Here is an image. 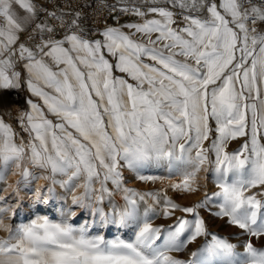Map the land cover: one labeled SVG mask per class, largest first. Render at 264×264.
I'll list each match as a JSON object with an SVG mask.
<instances>
[{
    "label": "snow or ice",
    "instance_id": "6c2138e0",
    "mask_svg": "<svg viewBox=\"0 0 264 264\" xmlns=\"http://www.w3.org/2000/svg\"><path fill=\"white\" fill-rule=\"evenodd\" d=\"M101 4L115 24L87 26L91 5L0 0V264H264V0ZM22 89L26 137L4 118L5 92ZM156 165L166 173H144ZM125 170L160 187L137 190ZM202 172L219 191L191 206L169 195L206 187ZM40 180L33 206L70 204L13 223ZM74 208L89 217L79 226ZM109 226L130 238L107 239Z\"/></svg>",
    "mask_w": 264,
    "mask_h": 264
},
{
    "label": "rangeland",
    "instance_id": "374dc122",
    "mask_svg": "<svg viewBox=\"0 0 264 264\" xmlns=\"http://www.w3.org/2000/svg\"><path fill=\"white\" fill-rule=\"evenodd\" d=\"M127 18H121V22L126 20ZM108 24H115L114 20H111L107 22ZM104 26V25H103ZM102 26V27H103ZM259 27L264 28V26L259 25ZM17 94L19 96V104L22 107H25L24 101L25 98L28 96V93L26 90H10L5 92V99L9 102V107L11 108V111L13 113L14 110V103H13V95ZM8 121V117H4ZM21 136L26 137V133L20 132ZM239 141L233 142L231 145V148H236L238 146ZM167 171L166 165H156V166H150L146 169H144L145 174H153V175H162L165 174ZM125 176L129 179V186L136 188L140 191H148L157 189L160 187V184L157 183L156 185H152L147 182H141L134 180L132 177L134 176L133 173L128 172L125 170ZM17 179V178H16ZM16 179L10 178V182H14ZM200 183L205 185L206 187H202L200 191L194 193V194H187V195H176L175 193L169 192V195L173 196L174 199L180 203L182 206H191L192 204L200 201L203 199L205 192H208L209 194L219 191V188L216 186L214 177L211 173H200ZM47 184L44 183V185ZM38 186L37 182H34L30 187L23 189L20 192V206L18 209V216L13 223L16 222H28L30 219L35 218L36 216H47L50 219L57 220L60 218V209L67 208L68 204H70V199L67 203H64L63 201H60L58 199H52L49 201L48 204H39L33 206V197L32 192L33 190ZM4 186L0 185V189H2ZM57 195H62L64 193V190L59 186H55ZM3 194V193H0ZM119 199V197H117ZM15 203V200L13 201ZM76 211L77 215L74 217L70 222L73 223L76 226H79L82 224L85 220L89 219L88 215L84 212V210L81 209H73ZM215 210V209H214ZM201 214L205 217V219L208 221L210 229L219 235L220 237L229 240L232 243H238V238L235 235L238 232V229L230 226L226 219L216 218L214 216H211L207 209L202 210ZM177 215H181V213L177 212ZM170 222V221H168ZM156 223H165V221L161 218L156 221ZM95 231V230H94ZM103 234L107 239H115L116 237H121L124 239H128L131 236V230L130 229H118L115 226H109L108 228L103 230ZM4 233H0V237L4 236ZM203 238H201L202 242ZM256 246H259V243H257ZM190 250L194 251L196 250L195 245L189 246ZM238 252L243 254V248L238 247ZM179 258L181 259H189L190 255L188 252H185L183 254H178Z\"/></svg>",
    "mask_w": 264,
    "mask_h": 264
},
{
    "label": "built area",
    "instance_id": "2783aa9c",
    "mask_svg": "<svg viewBox=\"0 0 264 264\" xmlns=\"http://www.w3.org/2000/svg\"><path fill=\"white\" fill-rule=\"evenodd\" d=\"M48 4L49 10H53L51 3H56L60 7H64L66 3L71 2L73 8H77L81 5H91L90 7H85L83 11L87 14V26L91 27L93 26V21L96 22V26L101 27L106 22H109L113 20L112 15H109V11L107 8L101 4V0H51V2H48V0H44ZM104 3L111 5L115 3V0H104ZM121 18H127V17H121ZM27 34H25L26 36ZM25 37L22 36L21 39L23 40ZM19 96L17 94L13 95V102L19 101Z\"/></svg>",
    "mask_w": 264,
    "mask_h": 264
},
{
    "label": "bare ground",
    "instance_id": "6f19581e",
    "mask_svg": "<svg viewBox=\"0 0 264 264\" xmlns=\"http://www.w3.org/2000/svg\"><path fill=\"white\" fill-rule=\"evenodd\" d=\"M262 26H264V24H262ZM18 102L19 101L13 102L14 103V110H13L12 116L11 117L7 116V117H8V122L14 124V126L16 127V130L20 133L21 131L23 132V130L19 127V124L15 120L16 107H22ZM12 178L16 179L17 177H12ZM37 183H38V185H44V183H46V181L40 180Z\"/></svg>",
    "mask_w": 264,
    "mask_h": 264
},
{
    "label": "clouds",
    "instance_id": "9594fccd",
    "mask_svg": "<svg viewBox=\"0 0 264 264\" xmlns=\"http://www.w3.org/2000/svg\"><path fill=\"white\" fill-rule=\"evenodd\" d=\"M9 227V221L5 220L3 222H0V233L6 234Z\"/></svg>",
    "mask_w": 264,
    "mask_h": 264
}]
</instances>
